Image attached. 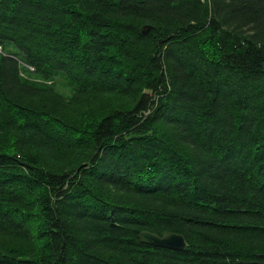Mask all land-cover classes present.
Instances as JSON below:
<instances>
[{
    "label": "trees",
    "instance_id": "trees-1",
    "mask_svg": "<svg viewBox=\"0 0 264 264\" xmlns=\"http://www.w3.org/2000/svg\"><path fill=\"white\" fill-rule=\"evenodd\" d=\"M0 47V264L264 260V0H0Z\"/></svg>",
    "mask_w": 264,
    "mask_h": 264
},
{
    "label": "water",
    "instance_id": "water-1",
    "mask_svg": "<svg viewBox=\"0 0 264 264\" xmlns=\"http://www.w3.org/2000/svg\"><path fill=\"white\" fill-rule=\"evenodd\" d=\"M149 29H150L149 27H146L144 33H147ZM140 239L145 244L159 248H164V249L182 251L186 247V243L183 236L175 233H164L162 236H158L150 232H142L140 234ZM240 264H264V262L241 261Z\"/></svg>",
    "mask_w": 264,
    "mask_h": 264
},
{
    "label": "rangeland",
    "instance_id": "rangeland-1",
    "mask_svg": "<svg viewBox=\"0 0 264 264\" xmlns=\"http://www.w3.org/2000/svg\"><path fill=\"white\" fill-rule=\"evenodd\" d=\"M5 52H15V50L9 46H5ZM59 81V80H58ZM62 85H64L63 83L61 82H58V85H57V90L63 94H66L65 91H67ZM68 95V94H66Z\"/></svg>",
    "mask_w": 264,
    "mask_h": 264
},
{
    "label": "flooded vegetation",
    "instance_id": "flooded-vegetation-1",
    "mask_svg": "<svg viewBox=\"0 0 264 264\" xmlns=\"http://www.w3.org/2000/svg\"><path fill=\"white\" fill-rule=\"evenodd\" d=\"M259 262H264V260H262V261H259Z\"/></svg>",
    "mask_w": 264,
    "mask_h": 264
},
{
    "label": "built area",
    "instance_id": "built-area-1",
    "mask_svg": "<svg viewBox=\"0 0 264 264\" xmlns=\"http://www.w3.org/2000/svg\"><path fill=\"white\" fill-rule=\"evenodd\" d=\"M0 52H1V47H0ZM31 70V69H30Z\"/></svg>",
    "mask_w": 264,
    "mask_h": 264
}]
</instances>
